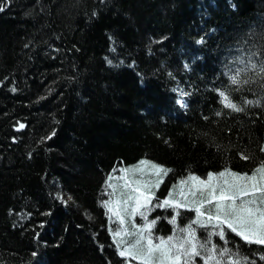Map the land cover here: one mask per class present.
Here are the masks:
<instances>
[{"label":"trees","instance_id":"1","mask_svg":"<svg viewBox=\"0 0 264 264\" xmlns=\"http://www.w3.org/2000/svg\"><path fill=\"white\" fill-rule=\"evenodd\" d=\"M0 4V264H126L100 201L106 177L142 159L170 169L160 197L189 173L264 162V74L249 63L264 58V0ZM235 72L256 79L232 84ZM221 86L243 111L221 103ZM171 214L150 213L159 233ZM228 239L244 264H264V247Z\"/></svg>","mask_w":264,"mask_h":264},{"label":"snow or ice","instance_id":"2","mask_svg":"<svg viewBox=\"0 0 264 264\" xmlns=\"http://www.w3.org/2000/svg\"><path fill=\"white\" fill-rule=\"evenodd\" d=\"M7 2L11 4L12 0ZM4 7V4H0V11ZM203 42V36L196 41L197 44ZM107 62L114 63L112 59ZM249 63L252 69L259 68V72L264 74V58L259 64L255 61ZM184 66L190 67L187 63ZM242 70L249 72L247 67ZM254 79L256 77L252 75L249 80L242 79L239 72L230 76L231 83L236 85L247 84ZM260 82L264 83V78ZM230 91L225 86L215 88L225 107L236 112L243 111ZM183 95L187 96L188 93L184 92ZM177 102L187 105V101L180 97ZM245 103L259 101L245 100ZM16 126L23 128L25 125L20 123ZM261 151L264 152V147ZM244 158L248 159L247 156ZM139 164L141 167L119 169L120 176L106 177L105 184L113 191L108 199L100 201L108 210L106 214H111L110 219L118 224L115 228L110 226L109 231L118 256L126 258V264H133V258L140 264H244L249 257L242 255L238 246H229L228 237L233 233L248 244L264 247V162L259 163L251 173L230 167L219 171L209 170L206 177L189 173L187 177L179 179L178 185L174 183L163 197L157 196L155 189L160 187L170 169L145 159L140 160ZM114 179L122 180L118 192L117 185L111 183ZM57 197L64 204L72 198L69 196L65 199L61 193H57ZM156 208L172 210L168 217L174 226L171 234L158 232L157 223L161 217L150 216ZM182 209L194 212L183 225L179 223ZM52 211L51 208L47 209L49 214ZM137 217L142 222H137ZM198 229L203 230L206 236H201ZM216 239L221 243H217ZM256 255L264 260V251H258Z\"/></svg>","mask_w":264,"mask_h":264},{"label":"rangeland","instance_id":"3","mask_svg":"<svg viewBox=\"0 0 264 264\" xmlns=\"http://www.w3.org/2000/svg\"><path fill=\"white\" fill-rule=\"evenodd\" d=\"M135 167H141V165L140 164H138V166H135ZM144 167H147V165H145ZM132 168V167H131ZM120 175H122L119 171L118 172H116L114 175H113V177H117V176H120ZM206 177V176H205ZM164 179V178H163ZM163 182V180L161 181V183ZM111 183H113V184H116L117 185V192L119 191V189H120V186H122V180H116V179H114L113 181H111ZM161 183H160V185H161ZM112 190V189H111ZM156 190V189H155ZM113 191V190H112ZM141 220V219H140ZM116 226H118V224L116 225ZM115 226V227H116ZM114 227V228H115ZM126 259V258H125ZM133 264H140V262L139 261H136L134 258H133Z\"/></svg>","mask_w":264,"mask_h":264},{"label":"water","instance_id":"4","mask_svg":"<svg viewBox=\"0 0 264 264\" xmlns=\"http://www.w3.org/2000/svg\"><path fill=\"white\" fill-rule=\"evenodd\" d=\"M24 128V127H23ZM23 128H20V129H23Z\"/></svg>","mask_w":264,"mask_h":264}]
</instances>
